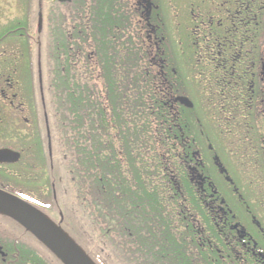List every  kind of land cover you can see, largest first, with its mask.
Masks as SVG:
<instances>
[{"label": "flooded vegetation", "instance_id": "flooded-vegetation-1", "mask_svg": "<svg viewBox=\"0 0 264 264\" xmlns=\"http://www.w3.org/2000/svg\"><path fill=\"white\" fill-rule=\"evenodd\" d=\"M50 1L51 11L48 0H37L35 59L26 57L25 43L13 41L17 33L26 34L21 24L24 0H19L23 16L0 26V193L26 201L87 242L64 214L76 194L75 179L73 170L68 172L71 180L59 175V152L50 134L53 117L46 106L51 101L53 108L56 100L54 108L59 109V102L54 84L55 97H44V32L38 30L42 12L43 26L46 17L52 20L53 81L65 50L89 73L107 59L121 60L125 49L136 53L140 47L152 62L163 58V88L171 110L178 113L181 106L192 109L197 99L212 100L210 109H200L211 120L200 124L206 134L201 131L200 138H193L190 155L184 148L180 159L191 181L188 188L177 187L182 196L175 214L181 218V250H159L151 228L142 225L143 213L135 215V222H106L107 231L128 239L123 253L118 247L125 264H203V251L206 264H264V0H185L180 6L177 0ZM169 71L175 76L167 77ZM177 81L183 94L172 92ZM179 97H187L193 106L181 104ZM162 167L170 168L168 163ZM84 190L87 201L89 188ZM187 191L199 196L195 211ZM147 214L148 222L153 221L154 213ZM85 244L101 264H110ZM106 252L112 254V249ZM0 264L64 263L16 220L0 213Z\"/></svg>", "mask_w": 264, "mask_h": 264}, {"label": "trees", "instance_id": "trees-1", "mask_svg": "<svg viewBox=\"0 0 264 264\" xmlns=\"http://www.w3.org/2000/svg\"><path fill=\"white\" fill-rule=\"evenodd\" d=\"M35 4V0H24L26 14L21 24L26 27V34L17 33L16 39L11 35L10 40L26 44L27 58L35 54L31 40ZM45 21L52 32L51 18L48 16ZM49 37L45 35L46 46L53 42ZM46 49L42 48V59L50 85L48 93L51 95L54 84L59 114L66 123L62 143L73 156V169L81 186L89 188L96 220L101 222L100 213H106L105 222H135V215L143 213L142 225L151 228L155 244L160 245L158 249L180 251L183 238L180 241L177 218H181L175 214L182 207V196L177 187L188 188L191 184L180 159L184 148L190 155L193 138H200L201 131L206 134L200 124H204L208 113L200 109H210L212 100L197 99L192 109L181 106L182 112L178 113L171 110L163 88V58L155 55L152 62L140 47L136 53L133 48L125 49L121 60L107 59L89 73L74 63L77 59L65 50V59L57 61V77L52 82L54 54L50 47ZM171 75L175 76L169 71L167 77ZM172 92L183 94L179 81ZM165 163L169 170L164 171ZM187 192V201L195 211L199 196ZM205 208L203 205V213ZM150 211L154 219L148 222ZM218 231L219 228L220 235ZM219 243L225 244L223 240ZM207 255L203 251V264L209 261ZM217 264L224 263L219 260Z\"/></svg>", "mask_w": 264, "mask_h": 264}, {"label": "rangeland", "instance_id": "rangeland-1", "mask_svg": "<svg viewBox=\"0 0 264 264\" xmlns=\"http://www.w3.org/2000/svg\"><path fill=\"white\" fill-rule=\"evenodd\" d=\"M177 4L176 5H181V2L185 5L187 4V2L185 3V0H177ZM36 4L34 6V13L32 18H34V22L31 24L32 25V30H31V40L34 43V50L35 52L37 51L36 47L38 46L37 41L38 38L36 39V18H37V13H38V9H37V0H35ZM49 11H51L52 8V2L50 0H48V4H47ZM65 6V5H64ZM190 5L186 6V10L189 8ZM23 3L19 2V0H0V26L3 25H7L9 22H16L18 21L22 16H23ZM52 21V20H51ZM52 28V26H51ZM50 29L49 27H47L46 25V21L44 22V26L42 31L44 32L43 34V49H45V47L47 48L46 50H49V47L51 48V51L54 53V47L51 45H49V43L47 42V46H46V39H45V35L47 36H52V32L48 33ZM42 32V33H43ZM52 37H49V39H51ZM35 39V41L33 40ZM164 48L167 50V45H164ZM30 58V57H29ZM33 59H35V56L33 57ZM44 61V60H43ZM43 66H44V62H43ZM54 66V63H53ZM80 67H82L80 65ZM87 74V73H85ZM43 87H44V97H46V100L48 98L54 97V94L48 93V89L50 88V85L48 84V82L46 80H48V75L45 73L44 69H43ZM51 80L53 82L52 79V74H51ZM51 88H53V86L51 85ZM50 100V99H49ZM53 100V99H52ZM54 102H56V100L53 101V108L50 107L51 105V101H48V107L46 106V110L48 111V113H51V116L53 117V121L51 120V116H50V124H51V129H50V134L52 136V141L54 144L55 149H58V156H59V162H58V170H59V175L64 177V181H68L71 180L70 174L68 175V172L70 171H74L73 176H74V190L76 192V194H74V200H72V203H69L68 207L64 209V214L66 215V218L68 219V221L70 223H72L73 225V230L75 232V234L77 236H81L83 240L87 241L85 243H88V245H90L88 248L94 249V251L97 252H101L102 255H104V257L108 260V262L110 264H125V260H123V258H120V254L118 252V247L120 249V251L122 252L121 249H125L126 243H127V238L122 237V235H119L118 233L113 232L112 230L107 231L108 226L106 227V222L104 221L105 217H104V213H100L101 217L99 218V220L101 222H98L96 220L97 217V211H93V207H92V203L90 201V197H87V201L85 199H83L84 197V189L81 186V182L78 178V175L76 174V171L74 168V164H73V156L71 153L67 152L65 146L63 145L62 140L63 139V132L65 130V126L66 123L64 122V118L63 116H60V114L57 113V115L55 116L53 114L56 113L58 110V108H54ZM46 104V103H45ZM53 112H52V111ZM46 130H43V138L44 140V147L45 150L47 151V144H46ZM56 165V162H55ZM88 181V180H87ZM88 185V182H87ZM103 207V206H102ZM103 209H106L105 207H103ZM106 216V213H105ZM118 218V216H117ZM77 242L83 247V249L85 251H87L90 256L97 262V264H101L97 259L96 256L92 253H90L87 249V245L82 242L81 240H78V238L74 237ZM81 241V242H80ZM121 245V246H120ZM102 246V247H101ZM108 247H110L112 249V254H107V250ZM105 248L106 251H103L102 249ZM123 253V252H122Z\"/></svg>", "mask_w": 264, "mask_h": 264}, {"label": "water", "instance_id": "water-1", "mask_svg": "<svg viewBox=\"0 0 264 264\" xmlns=\"http://www.w3.org/2000/svg\"><path fill=\"white\" fill-rule=\"evenodd\" d=\"M42 28L43 14L40 12L38 14V30L41 31ZM178 99L181 104L187 107L193 106L187 97ZM0 213L16 220L56 254L64 264H96L67 231L26 201L13 195L0 193Z\"/></svg>", "mask_w": 264, "mask_h": 264}, {"label": "bare ground", "instance_id": "bare-ground-1", "mask_svg": "<svg viewBox=\"0 0 264 264\" xmlns=\"http://www.w3.org/2000/svg\"><path fill=\"white\" fill-rule=\"evenodd\" d=\"M70 234V233H69ZM71 235V234H70ZM72 236V235H71ZM87 252V251H86ZM88 253V252H87ZM89 254V253H88ZM90 255V254H89Z\"/></svg>", "mask_w": 264, "mask_h": 264}]
</instances>
